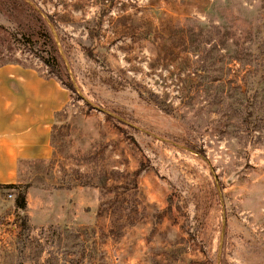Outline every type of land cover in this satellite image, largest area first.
I'll return each mask as SVG.
<instances>
[{
  "label": "rangeland",
  "instance_id": "obj_1",
  "mask_svg": "<svg viewBox=\"0 0 264 264\" xmlns=\"http://www.w3.org/2000/svg\"><path fill=\"white\" fill-rule=\"evenodd\" d=\"M10 64L69 100L9 264H264V0H0Z\"/></svg>",
  "mask_w": 264,
  "mask_h": 264
},
{
  "label": "crops",
  "instance_id": "obj_2",
  "mask_svg": "<svg viewBox=\"0 0 264 264\" xmlns=\"http://www.w3.org/2000/svg\"><path fill=\"white\" fill-rule=\"evenodd\" d=\"M68 94L54 80L21 65L0 67V184L22 185L29 180V164L53 154L51 138ZM0 187V264H9L6 246L15 204ZM7 196V197H6Z\"/></svg>",
  "mask_w": 264,
  "mask_h": 264
},
{
  "label": "trees",
  "instance_id": "obj_3",
  "mask_svg": "<svg viewBox=\"0 0 264 264\" xmlns=\"http://www.w3.org/2000/svg\"><path fill=\"white\" fill-rule=\"evenodd\" d=\"M46 64L48 66H50L52 68V70L58 74L59 71L57 69V66L52 62V61H49V60H46ZM0 187H4V188H8V189H18L17 190V194L15 196V205L18 209L20 210H25L26 207H27V187L28 185H25V186H20V185H17V184H4V185H1L0 184ZM23 225L25 226L26 223L25 221H23Z\"/></svg>",
  "mask_w": 264,
  "mask_h": 264
},
{
  "label": "built area",
  "instance_id": "obj_4",
  "mask_svg": "<svg viewBox=\"0 0 264 264\" xmlns=\"http://www.w3.org/2000/svg\"><path fill=\"white\" fill-rule=\"evenodd\" d=\"M13 196V194H9V197H12Z\"/></svg>",
  "mask_w": 264,
  "mask_h": 264
}]
</instances>
